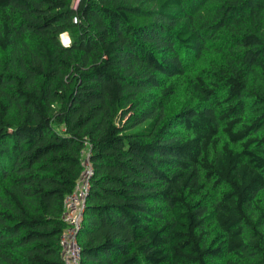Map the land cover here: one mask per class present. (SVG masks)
<instances>
[{
    "label": "trees",
    "instance_id": "trees-1",
    "mask_svg": "<svg viewBox=\"0 0 264 264\" xmlns=\"http://www.w3.org/2000/svg\"><path fill=\"white\" fill-rule=\"evenodd\" d=\"M86 150L79 264H264V0H0V264H65Z\"/></svg>",
    "mask_w": 264,
    "mask_h": 264
},
{
    "label": "built area",
    "instance_id": "built-area-1",
    "mask_svg": "<svg viewBox=\"0 0 264 264\" xmlns=\"http://www.w3.org/2000/svg\"><path fill=\"white\" fill-rule=\"evenodd\" d=\"M83 170L75 183L73 191L64 199L62 219L66 227L60 238L61 255L65 264H79L80 248L77 241V230L80 226L85 198L89 191V180L93 174V168L89 161L88 151L82 152Z\"/></svg>",
    "mask_w": 264,
    "mask_h": 264
},
{
    "label": "rangeland",
    "instance_id": "rangeland-1",
    "mask_svg": "<svg viewBox=\"0 0 264 264\" xmlns=\"http://www.w3.org/2000/svg\"><path fill=\"white\" fill-rule=\"evenodd\" d=\"M64 39H66L67 40V43L66 44H69V42H70V39H69V37H68V34L67 33H63V34H61L60 35V40H61V42H62V44H65L64 42H65V40Z\"/></svg>",
    "mask_w": 264,
    "mask_h": 264
},
{
    "label": "bare ground",
    "instance_id": "bare-ground-1",
    "mask_svg": "<svg viewBox=\"0 0 264 264\" xmlns=\"http://www.w3.org/2000/svg\"><path fill=\"white\" fill-rule=\"evenodd\" d=\"M64 40H65V42H64V43L66 44V43H67V40H66V39H64Z\"/></svg>",
    "mask_w": 264,
    "mask_h": 264
},
{
    "label": "clouds",
    "instance_id": "clouds-1",
    "mask_svg": "<svg viewBox=\"0 0 264 264\" xmlns=\"http://www.w3.org/2000/svg\"><path fill=\"white\" fill-rule=\"evenodd\" d=\"M64 45H67V44H64Z\"/></svg>",
    "mask_w": 264,
    "mask_h": 264
}]
</instances>
